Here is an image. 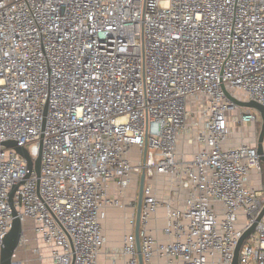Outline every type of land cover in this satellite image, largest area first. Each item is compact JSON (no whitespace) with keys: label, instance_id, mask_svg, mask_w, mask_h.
Listing matches in <instances>:
<instances>
[{"label":"built area","instance_id":"1","mask_svg":"<svg viewBox=\"0 0 264 264\" xmlns=\"http://www.w3.org/2000/svg\"><path fill=\"white\" fill-rule=\"evenodd\" d=\"M227 92L264 108V0H0V264L14 211L51 264H99L108 209L131 207L106 254L140 264L123 198L142 173L144 264H233L264 167L257 117ZM41 140L40 176L4 145L35 166ZM239 264H264V217Z\"/></svg>","mask_w":264,"mask_h":264},{"label":"water","instance_id":"2","mask_svg":"<svg viewBox=\"0 0 264 264\" xmlns=\"http://www.w3.org/2000/svg\"><path fill=\"white\" fill-rule=\"evenodd\" d=\"M227 97L232 100L233 102L237 103L239 106L248 108V109H255L257 110L262 118V127L259 133L258 137V153L261 156V160L264 163V108L261 104L255 102V101H249V102H240L233 98L228 92H227ZM5 146L9 148H14L21 156L27 159L29 163V169L32 170L35 167V170L37 172V175L40 176L41 174V155H42V145H43V140L40 142V155L35 162V166L33 164V161L29 155V152L26 148L19 147L15 142L13 141H7L4 143ZM145 180H146V175L145 173H142L141 176V181H140V186H139V197H138V206H137V218H136V227H135V233H136V243H137V248H138V253H139V262L140 264H144L143 257L141 254V243H140V217H141V210H142V205H143V192H144V185H145ZM17 190V187L14 188L10 195V202H13V196ZM14 220H13V225L12 229L5 238L4 241V248L2 251L1 255V264H13V255L16 253L18 250L21 240H22V233H23V223L22 221L17 217V213L14 211ZM264 217V209L260 216L257 219V222H260L262 218ZM257 222L248 230L246 231L241 239L238 242V245L235 249V255H234V261L233 264H239V252L247 238L252 235V233L255 230V227L257 225Z\"/></svg>","mask_w":264,"mask_h":264},{"label":"crops","instance_id":"3","mask_svg":"<svg viewBox=\"0 0 264 264\" xmlns=\"http://www.w3.org/2000/svg\"><path fill=\"white\" fill-rule=\"evenodd\" d=\"M192 149L194 150V148H191L189 146L188 152H190ZM138 197H139V191H138V196L135 199H131L129 201L134 203L136 202V205L138 206ZM134 211L135 209L132 207L124 210H120L116 208L108 209L107 219L103 223L104 235L106 237L107 242L105 245L104 253L99 258V264H112L106 252L114 249H120L123 246L124 237L128 233L133 231L132 227L128 225V221L126 217H129ZM136 213H137V207H136ZM28 228H30V230L29 231L27 230L26 232L25 230ZM24 234H27V236L28 235L33 236V238L35 239L33 241L36 242L35 245L31 246V250L34 254L32 258L33 264H51L49 259L51 248L45 245L36 236L35 223L33 221L28 220L23 224L22 237ZM117 264H125V262L119 261Z\"/></svg>","mask_w":264,"mask_h":264},{"label":"rangeland","instance_id":"4","mask_svg":"<svg viewBox=\"0 0 264 264\" xmlns=\"http://www.w3.org/2000/svg\"><path fill=\"white\" fill-rule=\"evenodd\" d=\"M236 95L239 97V98H242V99H245V96L242 92H237ZM248 108H242V110H247ZM257 117V138L259 137V133H260V130H261V127H262V118H261V115L260 113L255 110V109H250ZM252 129L254 128V126L251 127ZM238 132H240L239 129H237ZM233 139H232V144L233 145H237L241 142V138H240V133H237L235 132L233 134ZM246 139V142H251L253 139V137L251 135H249V133L246 135L245 137ZM263 167H264V163H263ZM263 174H264V168H263ZM139 183H137L136 181L133 182L132 186L128 189L127 191V194L126 196L123 198V201L128 204L131 200V199H135L137 196H138V191H139ZM163 217H164V213L163 212H160L159 213V217H158V225L159 226H162L163 225ZM27 230L29 231L30 228L26 229L25 231L27 232ZM35 240L33 238V236L31 235H28L27 234H24L23 237H22V241L20 243V246L16 252V258H15V261L17 263H20V264H33V252L31 250V246L35 245ZM27 242V243H26Z\"/></svg>","mask_w":264,"mask_h":264}]
</instances>
